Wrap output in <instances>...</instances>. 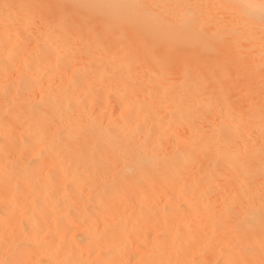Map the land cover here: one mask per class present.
<instances>
[{"label": "bare ground", "instance_id": "1", "mask_svg": "<svg viewBox=\"0 0 264 264\" xmlns=\"http://www.w3.org/2000/svg\"><path fill=\"white\" fill-rule=\"evenodd\" d=\"M263 74L264 0H0V264H264Z\"/></svg>", "mask_w": 264, "mask_h": 264}, {"label": "rangeland", "instance_id": "2", "mask_svg": "<svg viewBox=\"0 0 264 264\" xmlns=\"http://www.w3.org/2000/svg\"><path fill=\"white\" fill-rule=\"evenodd\" d=\"M40 6H43V7H46V8H47L49 5L47 4V2H46V4H45V2H43L42 4H40ZM86 22H87V20H86ZM126 37H127V38H126ZM126 37H125V39H124V42H128L129 39H130V38H128L127 35H126ZM126 39H127V40H126ZM106 41H108V40H106ZM110 42H111V43L113 42V44H116L115 41H110V40H109V43H110ZM109 43L105 42V44H109ZM111 43H110V44H111ZM110 44H109V45H110ZM191 55H192V57H190V59H193V60H196V61H197L198 57L195 55V53H194V54H193V53H190L189 56H191ZM194 55H195L196 57H195ZM186 56H187V54H186L185 52H183V53H181V54L179 55V58H180V60H184V59L189 60V59H188L189 56H188V57H186ZM199 60H200V62H201L200 64L203 65V66L196 65L195 67H199V68L196 69V72L199 73V76H200V75L202 76V77H200V78L203 79V76H205V74H207L206 79H207L209 76H210L211 78H213L214 75L217 76L218 73H216L215 69H211V68H210L211 66H213V62H214V61L211 60V57H210V56H206V57H204L203 59H199ZM207 60H208V61H207ZM202 63H203V64H202ZM216 63H217V61L214 62V64H216ZM239 63H241V62H239ZM207 64H208V65H207ZM234 64H235V66H236V65H237V62H235ZM234 64H232L231 66H233ZM209 65H210V66H209ZM240 65H241V64H240ZM240 65H239V66H240ZM233 68L235 69L236 67H233ZM233 68H232V69H233ZM243 68H245L244 65L242 66V68H241L240 70H239V68H236V69H238V71L244 73V71H241ZM236 69H235L236 74H238V73L240 74V72H238ZM244 70H245V69H244ZM210 71H213V74H211L212 72H210ZM219 71H220V70H219ZM235 71H234V72H235ZM217 72H218V70H217ZM221 72H223V71H221ZM221 72H219V74H220ZM237 72H238V73H237ZM227 73H228V72H227ZM202 74H203V75H202ZM230 74H231V75H230ZM230 74H229L230 77H229V75H226L227 77L225 76V77H224V80H225V82H226V81L228 82L227 86H229V84H230V85L232 84V85H231L232 87L230 86L232 89L228 88L227 86H226V87H223L225 90H226V89L228 90V91H227V90H226V91H227L230 95H235V96H236V94L239 95L238 93H239L240 89H241L242 87H243V89H244L245 86H247L248 84H249V86H247V87H248L250 90H251V87H252V89L254 88L253 90H251V92L253 91V92L255 93V91L257 90L255 94H258L257 92H260V91L262 92V91H263V87L261 88L262 90L259 89V87L262 86L263 83H261V84H262V85H261V84H258V82H256V81H258L259 77H258V79H256V81H255L256 83L254 84V83H253V82H254V78L252 79L253 82L249 80V79L252 78V76H253V77L255 76V75L251 74V75H250L251 77H249V79H248L251 83L248 82V84H247V81H248V80H247L246 78H244L245 76L243 77L244 74H242L241 76H239V74H238V77H236L237 75H236L235 73H233L232 70H230ZM234 74H235V75H234ZM208 75H209V76H208ZM224 75H225V74H224ZM263 75H264V74H263ZM263 75H261V76H263ZM215 76H214V77H215ZM231 76H232V77H231ZM246 77H248V75H247ZM198 78H199V77H198ZM228 78H229V79H228ZM255 78H256V77H255ZM263 78H264V76H263ZM263 78H260V79H259V80H260L259 83H260L261 81H262V82L264 81V80H262ZM204 79H205V78H204ZM206 79H205V80H206ZM208 79H209V78H208ZM239 79L242 81L243 84H244V82H245L247 85L244 84V86H243V84L241 83V81H240ZM242 79H244V80H246V81H243ZM236 80H237V81H236ZM231 82H232V83H231ZM252 84H253V85H252ZM250 85H251V86H250ZM258 85H259V86H258ZM253 86H254V87H253ZM238 87H239V88H238ZM233 88H234V89H233ZM237 88H238L239 90H238ZM255 88H257V89L255 90ZM229 89H230L231 91H229ZM235 89H236V90H235ZM258 90H260V91H258ZM235 91H236L237 93H235ZM241 91H242V90H241ZM241 91H240V92H241ZM232 92H233V93H232ZM261 92H260V93H261ZM260 93H259V94H260ZM235 96H234V97H235ZM259 96H260V95H259ZM234 97L232 96V98H234Z\"/></svg>", "mask_w": 264, "mask_h": 264}]
</instances>
